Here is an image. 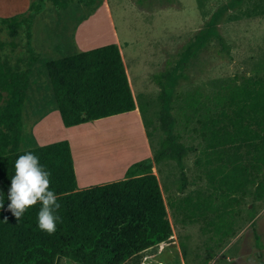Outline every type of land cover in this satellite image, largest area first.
Segmentation results:
<instances>
[{
	"label": "rangeland",
	"instance_id": "obj_1",
	"mask_svg": "<svg viewBox=\"0 0 264 264\" xmlns=\"http://www.w3.org/2000/svg\"><path fill=\"white\" fill-rule=\"evenodd\" d=\"M231 1L43 0V9L29 20L12 25L0 21V59L29 71L24 106L28 130L50 109H54L53 118H58L50 62L77 51L119 44L141 112L108 116L75 129L53 122L49 137L39 139L41 143L70 138L81 180L86 178V163L92 155L102 156L105 167L90 177L107 179L105 182L124 177L128 167L148 158L149 152L153 159L166 138L160 119L163 102L158 76L175 69L171 112L176 121L171 136L182 138L190 154L183 167L167 160L157 166L173 236L123 264H264V200H257L254 187L245 194L212 193L208 168L196 164L200 152L191 150L202 143L197 127L200 114L206 112L203 105L214 106L216 94L230 81L264 76V0H242L226 9L218 29L228 50L216 39L178 65L188 44L207 27L213 13ZM196 99L200 100L196 107L189 105ZM32 140L26 137L23 146L34 144ZM185 196L190 200L182 201ZM200 198L214 207L223 201L227 205L214 210L204 205L197 208ZM219 213L224 218L222 231L217 230ZM57 264L79 263L60 256Z\"/></svg>",
	"mask_w": 264,
	"mask_h": 264
},
{
	"label": "trees",
	"instance_id": "obj_2",
	"mask_svg": "<svg viewBox=\"0 0 264 264\" xmlns=\"http://www.w3.org/2000/svg\"><path fill=\"white\" fill-rule=\"evenodd\" d=\"M241 2L233 0L215 11L207 27L188 44L178 65L216 39L222 49L228 50L218 24L226 9ZM43 5V0H32L27 12L0 17V21L12 25L21 19L29 20ZM48 71L55 108L67 127L139 107L118 43L55 59L48 64ZM175 72L173 69L158 76L163 102L160 119L166 138L154 151L153 159L132 163L122 179L79 188L70 141L61 139L38 145L25 126L29 71L0 59V264H57L60 256L79 264H123L138 252L173 236L168 204L153 166L154 162L174 160L181 152L177 163L183 167L182 157L188 150L171 136L176 121L171 112ZM215 99L214 106L203 105L206 112L198 118L197 133L203 136L205 145L195 162L208 168L206 176L213 186L212 193L221 190L232 195L245 194L254 187L257 200H264V76L245 77L239 83L230 81ZM199 102L192 100L189 105L196 107ZM26 137L32 138L34 144L23 146ZM25 152L38 156L40 164L50 172V190L60 205L56 210L60 220L53 234L38 227L40 203L28 208L19 221L8 209L15 161ZM190 198L185 196L182 201ZM195 204L211 210L227 205L223 201L214 207L201 198ZM217 216L221 221L217 230L222 231L224 218L220 213ZM256 237L260 243L259 234Z\"/></svg>",
	"mask_w": 264,
	"mask_h": 264
},
{
	"label": "clouds",
	"instance_id": "obj_3",
	"mask_svg": "<svg viewBox=\"0 0 264 264\" xmlns=\"http://www.w3.org/2000/svg\"><path fill=\"white\" fill-rule=\"evenodd\" d=\"M8 199V209L17 221L28 208L40 203L38 227L48 234L56 231L57 222L60 220L56 214L60 207L58 197L50 190V172L44 169L38 156L32 152H25L16 159L15 175L11 178ZM2 207L3 201H0V208Z\"/></svg>",
	"mask_w": 264,
	"mask_h": 264
},
{
	"label": "crops",
	"instance_id": "obj_4",
	"mask_svg": "<svg viewBox=\"0 0 264 264\" xmlns=\"http://www.w3.org/2000/svg\"><path fill=\"white\" fill-rule=\"evenodd\" d=\"M31 1L32 0H0V17H11V16H15V15H18V14H21L23 12H26L27 9L30 7V4H31ZM78 41V40H77ZM121 49V48H120ZM124 61V59H123ZM124 64H125V61H124ZM125 67H126V71H127V74H128V78H129V81H130V84H131V80H130V77H129V73H128V70H127V66L125 64ZM131 88H132V84H131ZM132 91H133V88H132ZM133 94H134V91H133ZM135 96V95H134ZM55 108V107H54ZM57 109V108H56ZM58 110V109H57ZM139 111L141 112V110L139 109V107L133 111H130V112H124V113H131V112H136V113H139ZM54 112V109H50L47 113H45V115L36 123H34V125L32 126V135H33V138H34V141L36 144L38 145H44V144H47V143H50V142H45V141H39L40 138H43L44 139H47L49 137V135L51 134L52 132V124L53 122H59L60 125H63V122H62V118H61V115H60V112L58 110V118H53V113ZM122 114V113H120ZM119 115V114H117ZM114 116V115H112ZM140 117V116H139ZM106 118V117H104ZM60 119V120H59ZM103 119V118H101ZM100 119V120H101ZM98 120V119H97ZM97 120H94V121H97ZM86 123H89V122H86ZM82 124H85V123H81V124H78V125H73V126H69L68 128L69 129H75V128H78V127H81ZM62 126V127H63ZM67 127V126H66ZM142 130L143 132L146 131V128L145 126L143 127L142 126ZM200 137H202V143L200 144V146H196V147H193V149L191 150H197L198 152H201L202 151V147H203V136L200 135ZM62 139H65V138H62ZM67 139V138H66ZM69 141H70V144H71V148H72V153H73V143L71 141L70 138H68ZM58 140V139H57ZM61 140V139H59ZM147 141V139H146ZM183 141V139H179V142ZM53 142V141H51ZM183 143V142H182ZM187 145V144H186ZM185 145V146H186ZM205 145V144H204ZM149 154V157L148 158H152V155H151V152L148 153ZM189 151L187 150L185 155L182 157V161H183V164L185 166V162H187L188 160V156H189ZM181 152L180 153H177L176 155V159L174 160H170V161H175V162H178L177 160H179L181 158ZM73 158H74V153H73ZM145 159V158H144ZM105 160V159H104ZM103 160V161H104ZM103 161H100L98 163H96L95 166H93L92 168L88 169V171L85 173L86 175V178H83L82 180L78 177L77 173H76V177H77V183H78V187L80 188H84V187H88V186H91L93 184H97V183H102V182H105L107 181V179H100V180H92L90 176H94L96 174L94 173H97L100 171V169H104L105 165L103 163ZM103 163V164H102ZM74 165H75V162H74ZM159 164L155 163L154 162V167H153V172L155 174H157V166H159ZM202 166H204L203 164H201ZM107 166V165H106ZM99 168V169H98ZM75 171H76V168H75ZM100 175H103V174H100ZM112 175V174H111ZM158 175V174H157ZM107 176V175H105ZM123 177H120V176H117V177H114L113 179H108V180H114V179H121ZM162 187V186H161ZM171 238V237H170ZM169 239V238H168ZM165 241V240H163ZM162 242V241H160ZM158 242V243H160ZM157 244V243H156ZM154 246V245H153ZM152 247V246H151ZM150 248V247H149ZM148 249V248H147ZM146 250V249H145ZM144 251V250H143ZM59 259V258H58Z\"/></svg>",
	"mask_w": 264,
	"mask_h": 264
},
{
	"label": "bare ground",
	"instance_id": "obj_5",
	"mask_svg": "<svg viewBox=\"0 0 264 264\" xmlns=\"http://www.w3.org/2000/svg\"><path fill=\"white\" fill-rule=\"evenodd\" d=\"M50 103V102H49ZM106 140V142L107 143H110L107 139H105ZM111 149H112V146H110L109 148H108V150H109V152L111 151ZM92 159H89V161H88V163H86L88 166H87V168L88 169H90V168H92L93 166H95L96 165V163H98V162H100V161H103L102 160V156L101 157H97V158H95L93 155H92Z\"/></svg>",
	"mask_w": 264,
	"mask_h": 264
}]
</instances>
